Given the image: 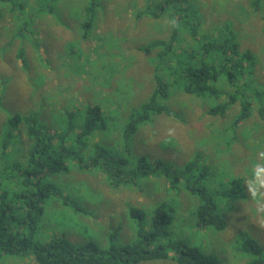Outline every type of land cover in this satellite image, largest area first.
I'll return each mask as SVG.
<instances>
[{
  "label": "rangeland",
  "instance_id": "1",
  "mask_svg": "<svg viewBox=\"0 0 264 264\" xmlns=\"http://www.w3.org/2000/svg\"><path fill=\"white\" fill-rule=\"evenodd\" d=\"M88 1L0 0V150L8 130L4 121L11 114H30L53 132H69L74 126L69 135L72 141L83 109L98 106L111 124L90 140L74 144V152L89 160L94 150L88 149V143L96 144L123 156L134 178L133 183L117 188L100 170H80L69 159L67 171L51 178L62 193L61 200L45 203L36 240L45 244L54 237H65L74 245L91 243L101 250L109 244H134L137 220L129 211H142L149 229L154 210L174 198L178 204L172 226L175 239L184 240L188 247H201L223 264H246L248 259L238 251L243 237H251L263 248L264 256V216L256 213L243 182L258 162V152L264 151V121L254 114L234 126L237 108L228 111L226 118L211 117L209 101L183 95L171 85V97L165 104L178 119L154 118L138 126L125 143L131 113L154 92L158 61L153 45L169 39L172 20L168 11L157 20L147 18L144 0H98L89 38L83 40ZM186 1L203 13L206 33H214L220 23L236 31L240 51L255 57V83L264 86V0L253 7L256 11L252 10L256 0ZM28 147L19 145L21 153L13 154L23 156ZM139 159L150 164L162 161L174 169L196 161V172L206 174L201 185L211 193L228 191L235 187L233 181L241 180L239 197H215L225 221L223 231L195 225L197 198L182 187L173 191L162 176H137ZM0 264L37 263L31 256L4 255Z\"/></svg>",
  "mask_w": 264,
  "mask_h": 264
},
{
  "label": "trees",
  "instance_id": "2",
  "mask_svg": "<svg viewBox=\"0 0 264 264\" xmlns=\"http://www.w3.org/2000/svg\"><path fill=\"white\" fill-rule=\"evenodd\" d=\"M144 1L147 18L157 20L168 11L172 26L169 39L153 45L157 49L158 61L154 72L156 86L139 110L131 113L125 143L138 126L154 118L178 119L179 115L171 112L165 104L171 97V85L183 95L209 101L208 115L211 117L226 118L228 111L237 108L234 126L254 114L264 121V86L255 83L252 77L255 57L249 51H240L236 31L220 23L214 33H206L203 13L200 15V9L186 0ZM259 1L252 5V10L256 11ZM97 6L98 0L88 1L83 40L89 38ZM11 11H14L13 6ZM183 33L185 38L181 36ZM17 34L24 36L23 31ZM160 70L162 73L158 72ZM81 116L83 119L76 125L79 131L72 141L69 135L74 126L69 132H53L30 114L14 113L5 118L4 127L7 125L8 130L0 150V258L4 255L31 256L37 264H138L155 260H169L172 264H223L217 256L205 253L201 247H188L184 240L175 239L172 226L178 204L174 198L170 204H162L154 210L149 229L145 228L142 211H129L130 217L137 220L138 240L134 244H109L107 249L101 250L91 243L74 245L65 237H54L45 244L36 240L45 203L51 199L61 200L62 193L51 178L67 171L69 159L75 161L80 170H100L111 186L118 188L134 181L121 155H113L90 143L88 149L92 153L94 150V155L89 160L74 152V144L90 140L111 124L98 106L83 109ZM24 143L29 145L25 154L14 155L15 151L21 153L17 147ZM137 165V176H162L168 188L175 191L182 187L197 198L193 216L198 228L223 231L225 221L219 214L215 197H239L241 180L233 181L235 187L228 191L211 193L201 185V178L206 174L196 172V161L178 169L162 161L150 164L145 159H139ZM238 252L248 259L246 264H264L263 248L251 237H243Z\"/></svg>",
  "mask_w": 264,
  "mask_h": 264
},
{
  "label": "clouds",
  "instance_id": "3",
  "mask_svg": "<svg viewBox=\"0 0 264 264\" xmlns=\"http://www.w3.org/2000/svg\"><path fill=\"white\" fill-rule=\"evenodd\" d=\"M257 160L250 176L243 182L249 198L254 202L256 213L264 216V151L258 152Z\"/></svg>",
  "mask_w": 264,
  "mask_h": 264
},
{
  "label": "crops",
  "instance_id": "4",
  "mask_svg": "<svg viewBox=\"0 0 264 264\" xmlns=\"http://www.w3.org/2000/svg\"><path fill=\"white\" fill-rule=\"evenodd\" d=\"M20 55L23 56V53H21ZM37 55H38V57H39V54H37ZM32 58H34V57H32ZM36 59H40V58H36Z\"/></svg>",
  "mask_w": 264,
  "mask_h": 264
}]
</instances>
